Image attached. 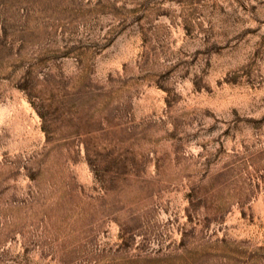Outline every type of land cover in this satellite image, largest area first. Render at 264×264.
Wrapping results in <instances>:
<instances>
[{
	"label": "rangeland",
	"instance_id": "374dc122",
	"mask_svg": "<svg viewBox=\"0 0 264 264\" xmlns=\"http://www.w3.org/2000/svg\"><path fill=\"white\" fill-rule=\"evenodd\" d=\"M0 264H264V0H0Z\"/></svg>",
	"mask_w": 264,
	"mask_h": 264
}]
</instances>
